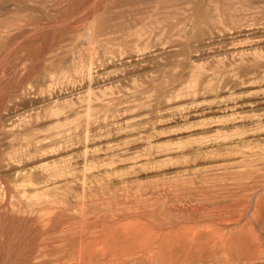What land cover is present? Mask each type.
<instances>
[{
  "label": "rangeland",
  "instance_id": "374dc122",
  "mask_svg": "<svg viewBox=\"0 0 264 264\" xmlns=\"http://www.w3.org/2000/svg\"><path fill=\"white\" fill-rule=\"evenodd\" d=\"M263 198L264 0H0V264H264Z\"/></svg>",
  "mask_w": 264,
  "mask_h": 264
},
{
  "label": "bare ground",
  "instance_id": "6f19581e",
  "mask_svg": "<svg viewBox=\"0 0 264 264\" xmlns=\"http://www.w3.org/2000/svg\"><path fill=\"white\" fill-rule=\"evenodd\" d=\"M264 199V198H263ZM264 203V202H262ZM260 204V203H259ZM262 205V204H261ZM251 209V208H250ZM257 209V208H256ZM262 209V208H261ZM258 210V209H257ZM256 214V213H255ZM247 217V216H246ZM241 220V219H240ZM253 220V219H252ZM242 221V220H241ZM245 221V220H244ZM231 224V223H230ZM242 224V223H241ZM238 225V224H237ZM248 226V225H247ZM230 229V228H229ZM236 229V228H235ZM261 238V237H260Z\"/></svg>",
  "mask_w": 264,
  "mask_h": 264
}]
</instances>
